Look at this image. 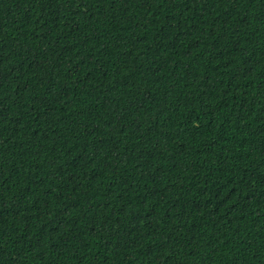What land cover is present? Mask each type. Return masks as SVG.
<instances>
[{"label": "trees", "instance_id": "16d2710c", "mask_svg": "<svg viewBox=\"0 0 264 264\" xmlns=\"http://www.w3.org/2000/svg\"><path fill=\"white\" fill-rule=\"evenodd\" d=\"M0 264H264V0H0Z\"/></svg>", "mask_w": 264, "mask_h": 264}]
</instances>
